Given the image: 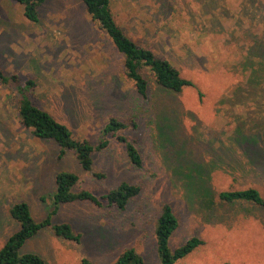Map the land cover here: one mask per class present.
I'll use <instances>...</instances> for the list:
<instances>
[{
  "label": "rangeland",
  "instance_id": "obj_1",
  "mask_svg": "<svg viewBox=\"0 0 264 264\" xmlns=\"http://www.w3.org/2000/svg\"><path fill=\"white\" fill-rule=\"evenodd\" d=\"M110 6L127 36L170 60L194 86L160 91L143 70L148 96L141 97L124 75L123 55L81 0H46L38 22L24 17L18 2L0 0V70L17 75L20 87L31 81L24 94L75 139L97 145L108 117L124 122L121 134L142 158L141 167L133 166L124 144L110 137L84 170L73 150L59 156L55 141L20 122L19 87L0 83V248L19 228L9 208L25 201L35 220L51 214V224L68 222L81 234L75 242L46 226L29 238L20 251L45 264L84 258L112 264L127 248L143 264H161L154 223L167 203L178 218L170 249L194 236L203 241L174 264H264V208L218 198L248 187L264 197V107H256L255 96L264 88V0H110ZM61 171L76 174L75 191L101 195L124 181L140 192L123 210L85 200L54 210ZM195 174L198 186H187Z\"/></svg>",
  "mask_w": 264,
  "mask_h": 264
},
{
  "label": "trees",
  "instance_id": "obj_2",
  "mask_svg": "<svg viewBox=\"0 0 264 264\" xmlns=\"http://www.w3.org/2000/svg\"><path fill=\"white\" fill-rule=\"evenodd\" d=\"M22 5L23 15L32 22H38V7L46 0H14ZM87 13L92 20L99 23V27L109 37L117 51L123 55V69L126 78L134 84L136 92L143 98L148 96V81L142 71L146 70L153 77L154 83L160 91L177 93L186 86H194L193 82L181 76L176 66L168 59L156 55L149 47L140 45L126 35L124 30L115 21L110 0H81ZM258 65V64H257ZM256 74L258 70L252 69ZM252 71V73H253ZM259 74L256 76L258 77ZM11 80V81H10ZM252 81L251 79H249ZM16 84L19 88L20 97L17 99V112L20 122L29 128L33 135L38 138L51 139L57 143L63 155L68 149L73 150L80 166L90 171L92 167V153L95 148H102L109 143L110 137L124 144L125 153L128 161L135 167H141L142 158L133 140L124 134L122 129L127 125L117 118L110 116L107 118L102 128V135L97 145H92L87 139H75L69 127L56 120L50 112L36 106L32 100L24 94V87L32 84L27 81L24 87H20V80L13 74L7 77L0 70V83ZM255 96H259L256 107H264V88H256ZM259 90V91H258ZM260 114V113H258ZM191 176L190 185L198 186L201 181ZM100 176V175H99ZM78 181L76 174L69 171L58 172L54 178L55 191L53 193V204L56 210L62 203L73 202L76 200L89 201L97 207H115L123 210L126 208L130 199L140 192V186L128 182H121L115 188L106 193L97 195L89 190L75 191L74 187ZM218 198L227 203L245 202L264 208V197L259 190L253 187L223 190L218 193ZM9 215L19 224V228L13 232L0 248V264H45L44 260L34 252H21L25 242L37 234L46 226H52L54 233L64 239L79 241L81 234L73 230L68 222L51 224L50 215L37 221L31 214L30 206L25 201H19L11 205ZM178 226V218L171 206L164 203L160 207L159 214L154 223V236L156 251L161 264H174L179 259L184 258L196 247L203 243L198 237H191L183 244L174 248L169 247V239L173 231ZM82 264H95L84 258ZM112 264H143L142 257L133 249H125Z\"/></svg>",
  "mask_w": 264,
  "mask_h": 264
}]
</instances>
